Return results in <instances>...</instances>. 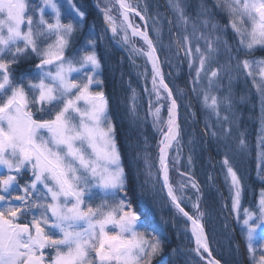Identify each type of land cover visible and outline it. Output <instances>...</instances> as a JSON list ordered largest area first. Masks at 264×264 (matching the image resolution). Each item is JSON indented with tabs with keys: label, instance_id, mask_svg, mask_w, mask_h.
I'll return each mask as SVG.
<instances>
[{
	"label": "snow or ice",
	"instance_id": "6c2138e0",
	"mask_svg": "<svg viewBox=\"0 0 264 264\" xmlns=\"http://www.w3.org/2000/svg\"><path fill=\"white\" fill-rule=\"evenodd\" d=\"M104 3L100 11L111 39L130 59L144 57L151 66L148 94L155 99L149 100L147 115L161 138L155 163L150 153H142L139 144L129 141L134 160L143 163V172L138 169V176H143L139 193H164L185 218L189 226L185 231L194 240L191 249H171L166 264H198L189 253L203 264H223L213 255L208 232L211 211L202 205L201 186L191 173L193 156H188V171L177 167L182 153L179 105L162 70V63L172 65L173 56L187 61L191 91L207 113L203 135L214 138L217 151L224 153L231 203L223 206L234 214L251 264H264V188L254 207H244L242 178L228 155L236 124L233 73L251 79L264 107V57L254 55L264 49V0H198L193 12H189L191 0H166L174 19L161 13L159 6L150 11L148 0ZM0 14L5 17L0 19V168L6 173L0 174V264H153L164 253V240L131 200L136 185L126 172L102 88L94 32L76 46L85 12L76 0H0ZM218 14L226 16L227 23H221ZM165 23L171 36L167 44ZM229 30L237 38L235 44L227 39ZM163 52L169 55L161 61ZM222 53L228 58L220 64ZM33 59L38 62H30L17 76L19 64ZM138 100L131 89L128 115L133 123L139 119ZM162 100L168 101L166 119ZM185 107L196 122L191 105ZM260 123L257 168L264 182V111ZM173 149L176 156L170 157ZM238 149L249 151L244 133ZM173 168L178 182L171 178ZM24 173L28 179L20 184Z\"/></svg>",
	"mask_w": 264,
	"mask_h": 264
},
{
	"label": "trees",
	"instance_id": "16d2710c",
	"mask_svg": "<svg viewBox=\"0 0 264 264\" xmlns=\"http://www.w3.org/2000/svg\"><path fill=\"white\" fill-rule=\"evenodd\" d=\"M76 2L86 14L84 26L76 37V46L84 43L90 31L94 32L92 38L97 41L96 52L101 61L100 79L103 80L102 88L108 99L113 121L116 124L117 141L121 146L126 172L136 185L131 191V200L134 207L138 211L146 213L152 224L156 226V234L162 237L165 244L164 253L159 258L167 262L171 249L177 247L189 249V246L193 244V238L190 231H185L189 227L185 219L176 213L164 193L156 196H152L151 193L145 196L140 195L138 185L143 180V176H138V169L140 173L143 172V163L141 161L138 164L134 160L133 148L129 147V141L131 140L133 145H140L139 151L150 153L153 163L157 161V142L161 136L153 128L152 119L147 115L148 102L150 99H155L154 96H149L148 94L152 89L150 65L144 57H132L130 59L128 52L111 39V32L106 31L103 13L100 11V6L97 7L95 0H76ZM131 2L136 4L138 0H131ZM148 3L151 6L150 11H156L157 6H159L158 10L161 13L166 14L168 18L174 19L173 13L167 9L166 0H148ZM191 3L192 7L189 8V12L194 11L198 0H191ZM217 18L221 23H227L226 16L218 14ZM136 20L139 21V18H136ZM168 29L169 25L165 23L163 36L165 44L169 43L171 39ZM175 31L176 29L173 27L172 32L174 33ZM231 35L233 36L229 30L227 39L230 43L235 44L236 39L230 38ZM101 36L103 39H100ZM136 44L141 46L139 40H136ZM167 55H169L167 52L161 53V61H164ZM254 55L257 58L264 57V49H257ZM239 56L243 59L245 58V53L241 52ZM227 58V54L222 53L219 63L223 64ZM30 62L35 63L36 61L33 59L32 61L21 62L16 68V75L20 71L27 69ZM216 66L213 65V67ZM162 67L166 80L177 98L180 109L182 153L177 167L181 172L188 171V156L190 154L193 156L191 173L201 186L202 205L207 206L211 211L208 232L213 254L222 260L223 264H251L246 248V239L241 234L240 227L233 218L234 214L230 212V207L223 206H230L231 203L229 185L225 182L226 169L222 163L224 153L217 151L218 145L214 138L203 135L204 121L208 117L207 113L202 109L200 100L191 91V77L187 61L184 60L181 63L173 56L172 65L169 66L168 63H162ZM192 75H194V69L192 70ZM233 76L234 80L231 87L236 124L233 128V136L229 140L231 150L228 155L232 166L240 176L248 173L249 185L245 186L242 203L244 207H254L257 203L258 189L264 188V185H261L262 182H259V176L257 177L255 174L256 168L254 165L256 155L255 141L258 133L257 100L249 78H246L243 73L239 74L238 77L236 73H233ZM223 83L227 87V78L224 79ZM146 88L148 92L145 91ZM131 89H135L139 97L137 113L139 119L134 123L128 115ZM223 94L220 93V95ZM161 103L164 104L163 107L166 112L168 101L162 100ZM189 104L191 105V112H195L196 122H193V117L185 107ZM241 133H244V138L249 145V151L246 153H242L238 149V140ZM190 139H195L196 143L190 145L188 143ZM175 156L176 152L173 149L170 157ZM170 175L174 182L179 181L180 177L175 168L171 170ZM210 175L213 177L211 182L208 179ZM248 195H251V198ZM186 208L189 209L188 206ZM225 223L228 224V228L224 227ZM196 262L203 264V262L199 261V258Z\"/></svg>",
	"mask_w": 264,
	"mask_h": 264
},
{
	"label": "rangeland",
	"instance_id": "374dc122",
	"mask_svg": "<svg viewBox=\"0 0 264 264\" xmlns=\"http://www.w3.org/2000/svg\"><path fill=\"white\" fill-rule=\"evenodd\" d=\"M96 1V3L98 4L99 3V6H100V8H103L104 6H105V3H104V0H95ZM31 2L32 3H37L38 2V0H31ZM5 17L2 15V14H0V19H4ZM136 22L137 23H140L139 21H137L136 20ZM142 26V25H141ZM231 31V30H230ZM232 33V32H231ZM234 36V35H233ZM232 35L230 36V38H232V39H236L237 40V38H235V36L233 37ZM136 42V41H135ZM22 46V45H21ZM138 46V45H137ZM259 58H261V57H259ZM36 61V60H35ZM24 62V61H23ZM36 62H38V61H36ZM23 71V70H22ZM100 71H101V68H100ZM21 73V71L17 74V76H19V74ZM249 80H250V82H251V79L249 78ZM251 85H252V82H251ZM252 89H254L253 88V85H252ZM254 92H255V94H256V91H255V89H254ZM256 100H257V109H258V118H257V122H258V133H257V137H258V134H259V129H260V127H261V123H260V117H261V113H262V111H264V107H262V105H261V103H260V100H259V98H258V96H257V94H256ZM162 105H164L163 103H161ZM179 114H180V111H179ZM162 116L166 119L167 118V111L165 112L164 111V107L162 108ZM256 145H257V138H256V141H255V147H256ZM171 152V151H170ZM257 152H258V149H257V147H256V155H255V160H254V165H255V168H256V172H255V174H256V176L258 177V168H257V165H258V163H259V161H258V159H257ZM0 174H6V173H4V170L2 169V168H0ZM241 178H242V184L244 185V191H245V186H247V185H249V183H248V173H246L245 175L243 174H241ZM28 179V173H24V175H23V177L20 179V184H23L26 180ZM259 182H262L260 179H259ZM259 184V183H258ZM261 185H264V182H262V184ZM262 189V187L261 188H259L258 189V192H257V196H256V200H257V202H258V198H259V193H260V190ZM188 195H190V196H194L195 194H194V192H192V191H189L188 193H187ZM250 198H251V195H248ZM242 202H243V199H242ZM186 204H187V206H188V210L191 212L192 211V209H191V205H190V203L189 202H187L186 201ZM21 222H24V221H21ZM260 233V230L258 229V234ZM259 243H261V241H257V244H259ZM194 247V240H193V244H192V246L190 245L189 246V249H191V248H193ZM186 249H188V248H186ZM188 255H190L191 256V258H192V260L193 261H197V257L195 256V254L194 253H189ZM248 256H249V254H248ZM216 257V256H215ZM249 260H250V258H249ZM250 263H251V261H250ZM153 264H166V262L165 261H162L159 257L157 258V260H155L154 262H153Z\"/></svg>",
	"mask_w": 264,
	"mask_h": 264
},
{
	"label": "water",
	"instance_id": "95a60500",
	"mask_svg": "<svg viewBox=\"0 0 264 264\" xmlns=\"http://www.w3.org/2000/svg\"><path fill=\"white\" fill-rule=\"evenodd\" d=\"M151 67V66H150ZM162 70H163V67H162ZM163 72H164V70H163ZM164 75H165V73H164ZM165 82L168 84V82H167V80H166V76H165ZM169 85V84H168ZM169 87H170V85H169ZM171 88V87H170ZM179 111V110H178ZM171 151V150H170ZM186 210H188L187 208H186ZM189 211V210H188ZM185 219V218H184ZM214 255V254H213ZM218 259V258H217Z\"/></svg>",
	"mask_w": 264,
	"mask_h": 264
}]
</instances>
